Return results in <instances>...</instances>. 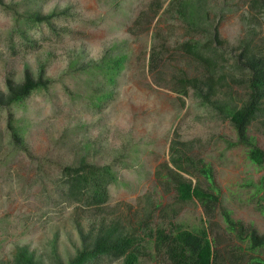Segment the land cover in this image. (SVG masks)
<instances>
[{
  "label": "rangeland",
  "instance_id": "rangeland-1",
  "mask_svg": "<svg viewBox=\"0 0 264 264\" xmlns=\"http://www.w3.org/2000/svg\"><path fill=\"white\" fill-rule=\"evenodd\" d=\"M152 1L2 0L0 91H6L8 77L19 83L27 70L50 85L21 104L0 108V264H9L20 246L41 264H66L83 247L84 236L88 243L98 230L113 226L142 238L138 264L169 263L155 254L146 233L174 225L204 227L219 264L264 257L263 250H248L230 233L221 214L230 210L235 220L264 234V199L257 191L264 167L249 160L247 147L231 145L237 137L224 109L246 99L245 87L232 81L231 75L241 76L232 69L233 56L243 38L264 50V16L250 7L251 0H190L217 25L225 58L220 67L226 81L206 101L193 90L176 92L179 76H200L203 68L179 48L189 38L185 22L166 10L168 0L156 13ZM62 11L51 25L29 32L36 48L13 33L19 15ZM123 54L113 83L92 69L103 57ZM94 92L110 95L98 102ZM9 112L21 127L27 152L12 143ZM247 133L264 150V116ZM174 139L185 143L181 147L191 161L202 159L212 167L219 202L210 215L197 199L177 198L166 168ZM82 157L111 165L116 176L108 201L98 208L68 203L62 195L63 166ZM187 168L191 175L183 173L185 178L210 187L192 166ZM121 262L105 258L95 264Z\"/></svg>",
  "mask_w": 264,
  "mask_h": 264
},
{
  "label": "trees",
  "instance_id": "trees-1",
  "mask_svg": "<svg viewBox=\"0 0 264 264\" xmlns=\"http://www.w3.org/2000/svg\"><path fill=\"white\" fill-rule=\"evenodd\" d=\"M162 0H153L150 8L156 13L162 6ZM0 5H3L0 0ZM250 7L264 16V0H251ZM167 11L177 14L187 29L189 38L179 44V48L203 68L200 76H179L176 81V92L187 95L193 90L195 95L203 100H209L217 93V89L226 81L225 73L220 67L225 60L223 51L220 49L222 40L219 36L217 25L209 23L207 10L200 4L190 0H168ZM65 14L53 12L48 15L22 14L17 17V26L13 33L18 35L23 44L30 48H36V40L31 38L29 32L37 27L50 24L55 17ZM237 54L233 56L232 69L240 74V78L231 75L232 81L243 85L247 91L246 99L239 107L224 108L236 132L234 145H242L248 148L249 160L264 167V150L253 143L247 131L251 123L264 116V50L254 40L243 38L237 47ZM155 53H151V61ZM126 56L103 57L92 66L95 74L105 78L107 83H113L118 71L123 67ZM225 80V81H224ZM50 81L44 80L41 75L35 79L27 70L23 80L15 83L10 77L6 79V91H0V108H10L21 104L33 92L47 89ZM110 94L107 92L95 93L94 97L99 101ZM211 103V102H210ZM7 129L12 143L16 148L27 152L23 144L21 127L14 122L12 112L7 115ZM185 143L173 140L170 145V166L166 164L167 176L174 184L177 198L180 201L197 199L203 206L206 214L213 213L219 202L218 190L214 184L212 167L202 159L196 162L190 160L185 150L181 147ZM192 166L209 183L208 188H202L199 182L193 183L185 178L183 173L191 175L187 168ZM62 195L68 203H77L85 207L98 208L109 199L108 186L116 179L111 165H97L88 162L82 157L76 164H67L62 170ZM264 174L259 180L257 191H262L264 199ZM264 212V207L261 206ZM223 221L226 229L235 235L240 242H246L250 251L264 252V234H259L255 228L245 227L239 220L231 216V211L223 209ZM152 240L155 254L163 255L168 264H219L218 253L214 249L213 241L209 238L207 230L203 227L198 230L183 228L174 225L171 228L161 226L155 229L149 228L146 233ZM86 243L83 239V247L67 261L66 264H95L101 259L118 260L121 264H138L139 257L143 254L139 236L133 233H118L116 226L106 230L100 229ZM90 239V238H89ZM163 258V259H164ZM249 264H264V257L259 255L250 256ZM9 264H41L35 259L33 253L26 246L16 249L13 259ZM57 264H63L57 261Z\"/></svg>",
  "mask_w": 264,
  "mask_h": 264
}]
</instances>
